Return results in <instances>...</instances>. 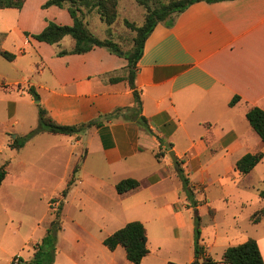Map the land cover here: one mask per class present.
<instances>
[{"label": "crops", "instance_id": "obj_1", "mask_svg": "<svg viewBox=\"0 0 264 264\" xmlns=\"http://www.w3.org/2000/svg\"><path fill=\"white\" fill-rule=\"evenodd\" d=\"M46 1L27 0L21 10L0 12V48L17 55L13 62L0 55L5 61L0 67L5 120L0 166L9 161L8 175L12 166L18 185L56 175L64 190L84 156L77 182L62 201V220L70 208L75 212L67 223L62 221L54 264H134L124 247L111 251L103 244L132 221L147 230L150 253L140 264H191L197 215L204 229L201 244L216 261H222L228 247L249 239L257 241L264 258V234L259 233L264 217L252 221L264 207V157L248 174L236 169L245 155L264 154V143L246 117L252 107L264 110V0L197 2L171 26H155L135 73L150 130L118 119L79 135L42 133L12 149L9 136H24L38 125L31 86L50 116L66 126L132 107L135 101L125 58L101 47L57 56L74 48L71 37L65 46L69 36L60 46L26 37L40 33L47 20L72 25L67 10L41 8ZM12 35L23 42L7 49L4 43ZM29 49L36 52L39 68L26 61ZM111 78L122 80L112 83ZM235 97L239 101L230 106ZM166 144L193 188L196 206L187 198ZM128 178L140 187L118 194L116 185ZM71 225L85 234L71 232ZM214 250L221 259L213 256Z\"/></svg>", "mask_w": 264, "mask_h": 264}, {"label": "trees", "instance_id": "obj_2", "mask_svg": "<svg viewBox=\"0 0 264 264\" xmlns=\"http://www.w3.org/2000/svg\"><path fill=\"white\" fill-rule=\"evenodd\" d=\"M155 0H136V2L144 7L147 11L146 21L143 26L136 27L133 24H128L137 32L134 40L135 47L132 52H124L112 39H100L87 26L85 22L86 12L95 11L102 21L111 24L116 19V3L117 0H48L43 5V9L50 7H58L65 9L72 18V25H60L54 21L47 20V26L37 34L25 33L26 37L33 38L38 42L47 43L49 45H58L65 37H71L75 41V46L72 50H60L57 56H66L71 54H85L95 47L107 49L110 53L125 58L128 61L129 74L127 77L130 88L134 93V105L127 108H117L114 111L102 114L98 118L87 123H82L74 126H66L57 123L41 104H38V125L30 130L24 136H18L11 140L10 147L12 149H21L42 133L53 135H79L91 127L100 128L106 123L125 119L137 122L139 125L149 129L146 118L142 115V100L140 91L135 86V73L137 64L144 52L145 42L154 30L158 23H165L171 26L175 17L187 9L190 5L197 2L216 3L227 0H168V2ZM27 0H0V10L15 9L21 10ZM112 3L113 10H109L108 5ZM153 5H155L153 7ZM0 55L7 61L13 62L17 55L0 48ZM121 78H111L110 82L115 83L121 81ZM28 93L34 100H41L39 93L34 86L29 87ZM239 97L233 98L230 106H234ZM247 120L252 128L257 132L264 143V110L258 107H252L246 114ZM159 157V154H157ZM264 154H247L242 157L236 164V169L241 174L251 172L262 160ZM84 160V156L75 165L73 175L68 181L67 186L61 192L60 197L66 198L70 189L77 181V173L80 165ZM9 161L0 166V188L3 185L8 175ZM178 175L183 183L184 191L188 200L193 206L196 203L192 201L194 196L193 188L190 186L189 180L184 176L181 166L178 168ZM140 187V182L135 179H124L116 185L118 194H125ZM261 198L264 200V190L260 192ZM53 198L51 201H57ZM62 204L58 211L51 218L47 234L42 242L35 248L34 257L25 264H54L57 252L58 233L62 230L61 219ZM264 217V207L257 211L253 217V223H258ZM103 244L111 251H114L118 246H122L126 250L127 259L134 263L140 264L142 260L150 253L148 247L147 230L140 221H132L126 224L121 229L117 230L110 236L106 237ZM194 253L195 259L191 264H264L259 245L255 239H249L246 242L228 247L222 257V261H216L213 257L207 254L205 247L201 244V219L199 215L195 216L194 229Z\"/></svg>", "mask_w": 264, "mask_h": 264}, {"label": "rangeland", "instance_id": "obj_3", "mask_svg": "<svg viewBox=\"0 0 264 264\" xmlns=\"http://www.w3.org/2000/svg\"><path fill=\"white\" fill-rule=\"evenodd\" d=\"M159 1L168 2V0H155L154 3ZM108 8L113 10L112 3L108 5ZM115 9L116 19L111 24L102 21L95 11L86 12L85 22L88 28L100 39H112L122 51L132 52L135 47L134 40L137 32L128 24H133L136 27L143 26L146 21L147 11L136 0H117ZM31 10L35 12L34 7ZM0 12L3 11L1 10ZM69 40L72 39L69 37L63 46L71 42ZM22 42L23 39L15 35L4 43V46L7 49H16L15 47H18ZM61 42L58 46H60ZM27 55L26 61L29 62L31 60L32 63H35V66L37 62L36 67L38 68L41 66L34 50L29 49ZM1 60L5 62L0 57V67ZM37 119L39 120L38 114ZM3 121L5 120H3L1 115L0 99V144L2 141ZM9 139L12 140L10 136ZM14 176L15 169L11 166L8 179L5 180L2 190L0 189V264H9L12 257L11 264L29 262L36 251H33V247L36 248L42 242V238L46 236L50 220L54 217L63 201L59 195L63 191L61 188L62 181L58 176L30 178L25 186L18 185ZM51 198H57V201H50ZM74 212L75 210L70 208L62 221L67 223L69 216L73 215ZM68 229L74 233L85 234V231L76 225L68 226ZM243 229L247 232L246 228ZM202 230L204 229L201 224V233L203 232ZM259 233L264 234V224L259 227ZM36 242L37 245L34 246ZM212 253L216 259H221L222 254L219 250H214Z\"/></svg>", "mask_w": 264, "mask_h": 264}, {"label": "water", "instance_id": "obj_4", "mask_svg": "<svg viewBox=\"0 0 264 264\" xmlns=\"http://www.w3.org/2000/svg\"><path fill=\"white\" fill-rule=\"evenodd\" d=\"M36 104H40V100H34ZM167 149L169 150V155L172 159L173 165L176 169L179 168V162L175 156V152L171 149V146L169 144H166Z\"/></svg>", "mask_w": 264, "mask_h": 264}]
</instances>
